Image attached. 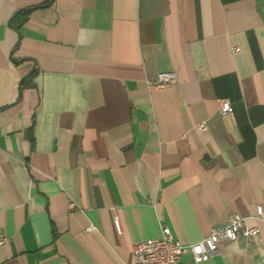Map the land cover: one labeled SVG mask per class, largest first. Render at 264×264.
<instances>
[{
  "label": "crops",
  "instance_id": "1",
  "mask_svg": "<svg viewBox=\"0 0 264 264\" xmlns=\"http://www.w3.org/2000/svg\"><path fill=\"white\" fill-rule=\"evenodd\" d=\"M260 206L264 0H0V264H133ZM219 247L264 264V233Z\"/></svg>",
  "mask_w": 264,
  "mask_h": 264
},
{
  "label": "built area",
  "instance_id": "2",
  "mask_svg": "<svg viewBox=\"0 0 264 264\" xmlns=\"http://www.w3.org/2000/svg\"><path fill=\"white\" fill-rule=\"evenodd\" d=\"M238 50H236L237 52ZM176 79L173 72L160 73L155 86L165 89ZM219 110L222 116L233 114V106L228 99L218 101ZM201 129L206 125L202 124ZM71 208H75L72 204ZM261 225L248 226L247 218L234 213L230 216L229 223L223 228H214L211 233L202 241L185 245L174 238L172 230L162 226L161 236L157 239L138 243L133 250V264H202L220 255L219 244L222 241H237L240 238L247 240L260 238L264 233V208L258 207L256 215L252 217ZM116 228L121 233L120 223L116 222ZM7 242L5 237H0V245ZM191 255V261H183V257Z\"/></svg>",
  "mask_w": 264,
  "mask_h": 264
},
{
  "label": "trees",
  "instance_id": "3",
  "mask_svg": "<svg viewBox=\"0 0 264 264\" xmlns=\"http://www.w3.org/2000/svg\"><path fill=\"white\" fill-rule=\"evenodd\" d=\"M30 11H23L20 14H18L15 18H14V23L16 24H20L22 22H24L28 15H29Z\"/></svg>",
  "mask_w": 264,
  "mask_h": 264
}]
</instances>
